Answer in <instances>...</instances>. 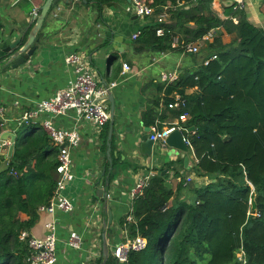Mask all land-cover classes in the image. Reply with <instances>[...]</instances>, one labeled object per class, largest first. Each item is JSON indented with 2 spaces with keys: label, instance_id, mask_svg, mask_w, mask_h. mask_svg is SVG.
<instances>
[{
  "label": "trees",
  "instance_id": "obj_1",
  "mask_svg": "<svg viewBox=\"0 0 264 264\" xmlns=\"http://www.w3.org/2000/svg\"><path fill=\"white\" fill-rule=\"evenodd\" d=\"M86 1L100 15L117 0ZM145 1L155 7L156 16L136 44L167 49L174 37L193 42L220 26L237 36L226 45L217 35L198 68L182 73L166 92L168 105L174 92L185 98L186 106L176 113L190 116L184 133L197 159L194 169L213 180L193 189L191 199L181 200L166 186L167 174L155 175L133 202V220H122L130 236L148 240L145 250L129 253L127 264H239L236 253L243 244L250 264H264V29L241 9L222 19L212 9L213 0H170L175 9L161 24L166 35L159 37L156 17L167 0ZM2 54L0 62L9 55ZM214 54L217 58L204 64ZM9 67L2 65L0 72ZM195 86L200 94L186 95ZM159 105L158 97L143 112L147 127L162 119ZM15 128L14 154L9 163L1 157L7 165L0 169V264H28V243L20 240V233L35 225L39 207L49 203L57 183L58 148L42 126L29 122ZM4 129L0 118V135ZM183 187L181 182L178 192ZM22 213L28 218H21Z\"/></svg>",
  "mask_w": 264,
  "mask_h": 264
},
{
  "label": "crops",
  "instance_id": "obj_2",
  "mask_svg": "<svg viewBox=\"0 0 264 264\" xmlns=\"http://www.w3.org/2000/svg\"><path fill=\"white\" fill-rule=\"evenodd\" d=\"M45 1L0 0V58L5 48L16 39L27 40L23 37L34 23V13ZM131 4L132 0H117L99 15L86 0H75L72 4L60 0L52 7L38 33L42 34L35 43L38 47L35 54L18 68H13L6 58L0 62V69L2 65H10L6 71L0 72V101L7 108L8 117L3 132L15 133L17 118L68 85L73 70L67 65L65 56L71 50L81 52L100 77L119 82L110 93L115 102L113 120L110 118L100 132L91 125H79L82 141L72 151L74 176L64 191L73 199L74 210L57 211L54 215L39 212L35 225L29 230L35 236L44 237L46 223L52 217L55 219L59 239L57 264H102L104 232L109 248L105 264H112L109 259L115 264H127L115 258L114 250L118 244L134 238L122 220H133L130 191L139 176L150 172L155 173L154 176L160 172L167 174L166 182L172 185L181 200L191 199L193 189L210 182L208 176H200L195 171L197 159L191 148L188 152L174 154L165 147V141H159L154 143L151 155L141 150L142 137L148 128L143 112L156 98H160L157 109L159 118L162 117L160 125L179 123L184 126L189 119L181 121V115L176 113L180 108H170L166 103L169 84L163 81L162 74L176 71L180 76L195 70L200 63L194 61L190 53L181 52L173 45L158 50V44H136L133 35L148 26L156 15L139 17L132 12ZM214 5L217 9L220 3ZM162 8L163 12L171 15L175 7L167 0ZM243 11L251 23L264 29V0H246ZM217 13L225 20L234 14L226 15L220 6ZM219 34L226 45L237 36L227 32L223 26L217 27L216 35ZM206 47L207 44L202 45L198 55H205ZM124 63L129 64V70L123 67ZM199 94L198 86L186 90V95L191 97ZM109 104L111 109L110 100ZM50 117V114L43 113L38 123ZM53 119L60 127L75 125L74 111ZM112 124L113 134L109 141ZM6 165L7 162L0 157V169ZM181 182L184 187L178 192ZM100 189L107 194L100 196ZM109 208L113 211L114 220L111 229H106ZM21 218L27 219L28 216L22 213ZM72 231L82 238L79 249L69 244Z\"/></svg>",
  "mask_w": 264,
  "mask_h": 264
},
{
  "label": "built area",
  "instance_id": "obj_3",
  "mask_svg": "<svg viewBox=\"0 0 264 264\" xmlns=\"http://www.w3.org/2000/svg\"><path fill=\"white\" fill-rule=\"evenodd\" d=\"M226 0H213V3H224ZM231 6L236 9H244L246 0H230ZM131 10L136 15L142 18H147L155 15V7L149 5L145 0H132ZM38 15V11L34 16ZM169 13L162 12L157 15L156 22L160 25L157 27L156 34L159 37L166 35L167 29L161 24L168 21ZM216 29H211L201 39L193 42L180 41L178 37H174L172 41L173 47H181L184 52L190 54H198L201 51L202 45L212 42L216 35ZM141 34V30L137 31L133 38L137 39ZM217 58L214 54L204 60V64H208L211 59ZM66 63L73 70V77L70 79L65 88L59 89L49 99H43L38 104L25 111L16 120L17 126H22L29 122L38 123V118L43 113L50 114L52 117L46 118L40 122V125L51 138L52 143L58 148V166H57V183L54 194L49 203L39 207V212H46L54 215L57 211L72 212L74 210V202L64 191L68 183L73 179V157L72 151L76 149L82 141L80 133L81 124H88L93 126L98 132L110 121L111 109L109 104V95L111 91L119 85L118 81H106L104 77H100L98 73L91 68L87 59L78 50H71L65 56ZM123 67L130 69L128 63H124ZM162 79L167 84H172L179 79V73L167 72L162 74ZM174 101L169 103L170 108H182L186 106L185 98L178 92L172 94ZM70 111L75 113V125L70 128L58 126L53 117L63 116ZM0 118L2 125L7 122V108L0 101ZM189 114L185 112L181 114L180 120L186 121ZM160 121L157 120L154 125L150 127L149 139L154 143L165 141L169 134L175 129L189 131L187 128L179 123H171L163 127H159ZM184 138L189 148L193 149L190 140L184 133ZM11 145L10 138L7 140L0 139V157H4L8 161V151ZM153 172L139 176L135 185L130 191V199L134 202L137 198L142 196L149 186L151 179L154 177ZM47 233L44 237L33 235L29 230H23L20 233V240L27 242L29 247V254L26 257L28 264H57V248L58 236L56 232V221L52 217L46 223ZM69 244L77 249L82 246L81 236L72 231L69 238ZM148 245V240L142 236L137 235L132 239H128L125 243H120L114 250L115 258L122 263H127L129 253L131 251H143ZM239 264H250L247 251L244 244L236 253Z\"/></svg>",
  "mask_w": 264,
  "mask_h": 264
},
{
  "label": "water",
  "instance_id": "obj_4",
  "mask_svg": "<svg viewBox=\"0 0 264 264\" xmlns=\"http://www.w3.org/2000/svg\"><path fill=\"white\" fill-rule=\"evenodd\" d=\"M60 0H46L45 3L41 6V8L38 10V15L34 16L32 27L27 35V40L24 41V39L18 38L14 42H12L8 47L5 48V52L8 53V57H6L7 62L11 63L13 68H18L19 66L23 65L25 62H27L37 51L38 47H36L35 43L37 41V36L39 31L41 30L46 17L48 16L49 12L51 11L52 7L57 4ZM68 4H72L75 0H64ZM227 5H232V1L226 0L224 2ZM24 38V37H23ZM13 62V63H12ZM109 100L111 101V118L113 120L114 113H115V102L113 95L110 94ZM195 127L192 126L191 130H193ZM149 131L150 128H147V132L142 137V143H141V150L143 153L151 155L153 153V146L154 142L149 139ZM113 134V124L110 129L109 134V141L111 140ZM10 138L11 145L9 147L8 156L11 158L14 154L16 143H17V135L11 131H4L0 135L1 140H7ZM109 144V151L110 152V142ZM165 147H168L171 149V151L174 152V154L181 153V152H188L189 146L185 141L183 131L180 129H175L172 131L169 136L166 138ZM185 161H188V158H185ZM164 174V173H163ZM166 186L169 188H172V185L169 182H166ZM100 196L106 195L107 193L104 192L102 189L99 190ZM109 218L107 222L105 223V227L111 229V225L113 223L114 217H113V211L109 208ZM103 256L104 261L102 264H105L106 261L109 258V248L107 243V234L103 233Z\"/></svg>",
  "mask_w": 264,
  "mask_h": 264
},
{
  "label": "rangeland",
  "instance_id": "obj_5",
  "mask_svg": "<svg viewBox=\"0 0 264 264\" xmlns=\"http://www.w3.org/2000/svg\"><path fill=\"white\" fill-rule=\"evenodd\" d=\"M214 4H217V3H213L212 4V9L215 11V13H217V12H219V6H220V9H225V14L226 15H232L236 10H239V9H236V7L235 6H229V5H224V4H222V3H220V5L218 6V10L216 9V8H214L213 6H215ZM219 4V3H218ZM175 9V8H174ZM173 9V10H174ZM241 10H243V9H241ZM218 14V13H217ZM201 55V56H200ZM191 57H192V59L194 60V61H197L198 63H200V62H202L203 61V58H204V55H202V54H196V56H193V55H190ZM23 135L22 134H20L19 135V138H20V142H22V140H23ZM1 167V166H0ZM210 179V178H209ZM211 180H213V179H210V181ZM199 264H204V263H199Z\"/></svg>",
  "mask_w": 264,
  "mask_h": 264
}]
</instances>
